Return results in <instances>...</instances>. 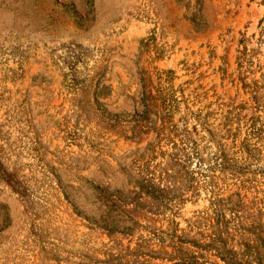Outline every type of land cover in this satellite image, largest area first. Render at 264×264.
<instances>
[{"label":"rangeland","instance_id":"1","mask_svg":"<svg viewBox=\"0 0 264 264\" xmlns=\"http://www.w3.org/2000/svg\"><path fill=\"white\" fill-rule=\"evenodd\" d=\"M179 257L264 264V0H0V264Z\"/></svg>","mask_w":264,"mask_h":264},{"label":"trees","instance_id":"2","mask_svg":"<svg viewBox=\"0 0 264 264\" xmlns=\"http://www.w3.org/2000/svg\"><path fill=\"white\" fill-rule=\"evenodd\" d=\"M140 189L142 190L141 193L148 195L151 194L152 196H157L158 198L164 200V195L162 194L164 190H161L159 186H157L150 177L143 178L140 182ZM179 254V253H178ZM181 261L180 264H191L192 262L185 260L183 257H179ZM193 260V259H192ZM194 261V260H193ZM194 264V263H193Z\"/></svg>","mask_w":264,"mask_h":264}]
</instances>
